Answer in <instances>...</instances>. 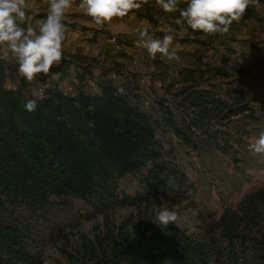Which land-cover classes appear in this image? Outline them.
<instances>
[{
	"label": "trees",
	"instance_id": "16d2710c",
	"mask_svg": "<svg viewBox=\"0 0 264 264\" xmlns=\"http://www.w3.org/2000/svg\"><path fill=\"white\" fill-rule=\"evenodd\" d=\"M254 5L241 21L254 16ZM146 17L152 20L149 13ZM4 81L0 60V264H41L37 245L61 230L51 213V197L101 201L112 196L117 179L143 167L144 178L160 192L165 189L158 178L165 152L150 114L111 85H102L95 95L48 91L46 99L37 100V109L28 112L25 101L36 97L7 89ZM178 93L181 100L174 108L183 111L186 121L175 125L170 110L158 102L160 122L190 146L193 136H201L218 147L217 139L226 138L214 127L247 109L240 90L230 103L210 89L184 87ZM233 133L243 135L242 130ZM141 200L136 196L121 203ZM188 221L167 228L146 222L131 233L106 231L63 256L66 264H264V183L234 204L197 212Z\"/></svg>",
	"mask_w": 264,
	"mask_h": 264
},
{
	"label": "rangeland",
	"instance_id": "374dc122",
	"mask_svg": "<svg viewBox=\"0 0 264 264\" xmlns=\"http://www.w3.org/2000/svg\"><path fill=\"white\" fill-rule=\"evenodd\" d=\"M151 1L153 5L156 4L155 0ZM155 8L156 10L151 11H161L158 5ZM254 10L255 14L264 17V3L255 4ZM75 26L77 25L73 24L69 27ZM165 27L172 30L170 34L173 36V43L170 51L174 50L179 59L156 60L163 64L166 70L175 68L174 77L181 72V69L187 70L186 65L192 68L195 65H204L203 62L207 66L221 64L230 68H239L238 64L245 62L241 55L250 48L247 41L235 42L232 39L230 34L235 28L232 26L228 33H223L217 38L213 35L205 37L199 32L193 33L190 29L177 25L175 22L165 21ZM157 35L153 38L162 39L164 36ZM202 42L206 45V55L201 60L200 51L202 49L199 46ZM119 43L122 42L119 41ZM133 48L137 51L136 47ZM141 50L147 54L146 49ZM139 51L136 52L139 63L148 64L144 58L142 60L138 58L141 56ZM157 56L161 55L158 53ZM149 57L146 56L148 60H151L152 58ZM149 64L152 63L149 62ZM87 68L86 66L82 69V75L88 74ZM147 75H144V82ZM144 82L141 83L142 85L131 82L130 86L125 87L124 95L131 96V92L134 90L137 93L138 89L144 92L146 86ZM212 93L216 91L213 90ZM177 98L175 102L178 100V103L181 100L179 94ZM134 103V107L150 114L155 133L160 136L164 145L165 156L161 157L159 163L158 178L163 180L165 189L160 192L153 182L145 179L146 168L143 167L139 172L127 173L117 179L116 189L111 191L112 196L103 197L101 201L96 200L87 204L70 196L51 197L50 200L53 203L51 213L54 214V219L61 226V230L54 232L51 238L44 237L43 241L37 245L41 264H66L63 252H72L73 248L83 240L101 238L106 231L115 233L122 229L131 233L146 222H152L156 213L165 207L178 209L179 218L174 225L182 226L188 223L189 218L197 212H213L221 208L223 204L232 205L244 192L264 183V154L252 152L248 142L247 144L237 143L233 140L230 144L226 139H221L222 141L217 139L218 147H215L213 143L201 136H193L191 139L194 143L193 148L184 143L180 144L173 139L169 131L160 130L155 105H147V108H144L138 101L134 100ZM176 111L177 113L183 112L180 109ZM185 112L190 116L188 110ZM177 119L176 124L179 117ZM263 126L264 118L259 122V127ZM257 129L259 128L254 127L248 129L249 131L246 130L249 135L248 140L258 138ZM209 131L214 132L215 129L211 128ZM247 134L243 135L247 136ZM136 196H143L144 200L135 201L133 204L121 203L122 200L130 202Z\"/></svg>",
	"mask_w": 264,
	"mask_h": 264
},
{
	"label": "crops",
	"instance_id": "0c3cea01",
	"mask_svg": "<svg viewBox=\"0 0 264 264\" xmlns=\"http://www.w3.org/2000/svg\"><path fill=\"white\" fill-rule=\"evenodd\" d=\"M28 1L29 0H27V2ZM148 2H150V4L147 3L148 6H144L145 4H143L140 9L132 10L126 20L122 21L114 18L112 23L107 24L109 30L118 34L119 40L122 42L119 43V50L111 52L106 43L105 35L102 33H98L92 40H86L74 34L70 28H66L65 39L62 44V52L67 56L83 61L88 67L87 75L95 77L100 86L108 80V74L112 70L126 73L131 72V76L133 78L132 82L138 85L136 81L141 77V75L137 74L133 70L131 58L134 56L136 57V52L144 48L140 43L141 38H137L130 33V25L140 19H147L146 16L148 13L154 12L151 11L153 9L156 10L155 7H157V4L153 5L151 0H148ZM67 14L68 11L65 14V19L69 18L73 24L82 27H84L83 25L85 24V21L89 19L77 13L70 14L69 16H67ZM36 24L37 23L35 21H31L29 19L26 13L25 22L22 26H36ZM232 27L236 28H234L233 33L230 34L232 35V39L235 40V42L245 40L250 46L247 52H243L244 54L241 55L245 62L243 64H238L240 65L239 68H230L226 65L222 66L221 64L207 66L205 62H203L204 65H195L192 68L189 65H186L188 67L187 70L181 69V72L178 73L177 76L174 77L175 74H173L169 83L157 86L155 80L164 76L166 67L159 63L156 58L148 60L146 56L149 55L141 50L139 51L141 52V56H138V58H140V60L144 58L148 64L149 62L153 63L156 67V71L155 73L148 74L146 76L144 82L146 85L143 90L144 92L140 89L137 90V93L134 90L132 92L130 91L131 96L129 94L126 95V99L132 105L135 104L134 100L135 102L138 101L144 108H147V105H155V114L157 116V120L159 121L160 113L158 112V102H161L163 106L170 110L171 117L175 122V125L179 126V121L176 124L178 117L179 120H183L184 122L186 121L185 115L177 113L174 108V104L178 101L177 100L175 102V100L181 88L192 87L197 89H210L212 91L215 90L217 95L226 99L229 103L236 94V91L240 90L244 98L243 101L247 103V109L243 110L241 114L230 115L227 119L228 122L225 120L222 124L216 127L212 126L210 129L214 127L218 130H222L225 134L224 138H226L227 143L230 144L234 138H236L237 143H254L255 139H252L251 141L248 140L249 135L246 133V130L249 131L248 129L254 127L259 128L260 130H256L258 135L261 131H264V126L261 128L259 127L260 120L264 118V17H260L257 13H254V16L250 19L239 23L234 22ZM92 28L98 27L93 26ZM166 29L169 30V33L166 34H170L172 30L168 27H166ZM164 33L165 32H161L158 33V35H164ZM204 44L205 43L202 42L199 46L201 47L200 49H202L200 51L201 60L206 55V45ZM256 46H258V48H254ZM133 47H136L137 51H134ZM234 53L236 55V52ZM242 65L244 66L242 67ZM67 67L65 77L68 79V82H70L72 81V76H75V74L70 66ZM37 83L38 81L34 79L32 82H23V85L25 84L26 87H29L31 90ZM130 85L131 83L126 86ZM160 130H164L166 132L169 131L176 142L183 144L181 140L175 136L173 130L167 125H164L162 122H160ZM235 130H242L243 134H247V136H240L239 134L236 135L233 133ZM154 134L163 150L164 145L161 142L160 136L155 133V129ZM192 146H194V143Z\"/></svg>",
	"mask_w": 264,
	"mask_h": 264
},
{
	"label": "clouds",
	"instance_id": "9594fccd",
	"mask_svg": "<svg viewBox=\"0 0 264 264\" xmlns=\"http://www.w3.org/2000/svg\"><path fill=\"white\" fill-rule=\"evenodd\" d=\"M47 12L36 26H22L29 5L27 0H0V49L4 58L17 65L16 74L26 82H32L39 74L48 75L53 66L62 61V44L66 25L63 22L67 11L75 7L85 18L84 27H103L114 18H123L132 10H138L148 0H44ZM164 13H178L177 25H183L193 33L205 37L216 33H228L234 22L239 23L250 5L257 0H155ZM181 4L186 5L181 7ZM92 32L88 33L91 37ZM141 45L151 58L159 53L162 58L178 60L175 51H170L173 36L165 34L154 39L147 29L140 32ZM45 84L36 93V99H27L23 105L28 112L37 109V100L46 99ZM256 154H264V131L249 145ZM179 218L178 209L167 207L156 213L152 223L160 228L175 224Z\"/></svg>",
	"mask_w": 264,
	"mask_h": 264
},
{
	"label": "built area",
	"instance_id": "2783aa9c",
	"mask_svg": "<svg viewBox=\"0 0 264 264\" xmlns=\"http://www.w3.org/2000/svg\"><path fill=\"white\" fill-rule=\"evenodd\" d=\"M27 3L29 7L26 10V13L31 21H35L37 23V21L44 18L48 10L47 5L44 3V0H29ZM75 13L82 15L75 7H73L68 10L67 16ZM129 15L130 13L123 18L117 19L124 21L128 18ZM149 16L152 20H149L147 18L133 22L130 25V33L137 38H141L140 32L144 29H147L149 34H151L152 36L161 32L169 33V30H167L165 27V21L174 23L176 18L171 17L168 13H164L162 9L160 12L149 13ZM63 22L65 23L66 28H70L69 26L73 24L69 18H64ZM70 29L73 31L74 34L86 40H92L96 37L98 33H102L105 35L106 43L110 48L111 52H115L120 49V40L118 34L111 32L107 25L98 28H84L82 26L77 25L75 27H71ZM89 32L93 33L91 37L88 36ZM156 59L163 61V58L161 56H157ZM0 60L4 62L5 67L4 87L10 90L23 89L36 97L35 94L38 93L39 89L45 84L49 85V87L46 89V93L48 91H59L64 96H74L77 92H81L83 94L88 95H95L99 94L101 89V86L95 77L90 75H82V69L86 67V64L83 61H80L79 59H76L74 57L67 56L63 52L62 61L59 66H53L50 69L48 75L39 74L36 78L38 83L31 90L29 87H26L25 84L23 85V82H25V80L17 76V65L11 59L10 54L8 58H4L3 50L0 49ZM131 64L133 70L141 75V77L136 81L138 85H142L141 83L144 82V75L153 74L156 71V67L153 63L143 65L139 63V60L135 56L131 58ZM67 66H70L75 74V76L73 75L74 77L72 76V81L70 82H68V79H66L65 77L66 70L68 68ZM174 70L175 68H168L162 78H157L155 80L156 85L161 86L162 84L169 83L171 78L173 77V74H175ZM132 79L133 78L131 76V72L126 73L119 72L117 70H112L109 72L108 80L104 84L107 83L111 85L116 94L124 95L125 87L127 84L132 82Z\"/></svg>",
	"mask_w": 264,
	"mask_h": 264
}]
</instances>
